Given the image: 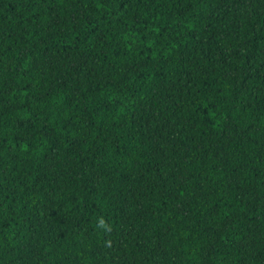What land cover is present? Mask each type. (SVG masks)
Wrapping results in <instances>:
<instances>
[{"label":"trees","instance_id":"1","mask_svg":"<svg viewBox=\"0 0 264 264\" xmlns=\"http://www.w3.org/2000/svg\"><path fill=\"white\" fill-rule=\"evenodd\" d=\"M0 264H264V0H0Z\"/></svg>","mask_w":264,"mask_h":264}]
</instances>
